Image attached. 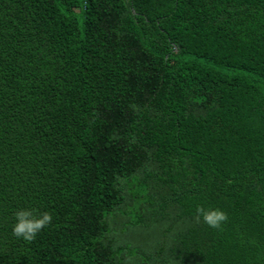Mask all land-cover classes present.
<instances>
[{"label":"trees","instance_id":"trees-1","mask_svg":"<svg viewBox=\"0 0 264 264\" xmlns=\"http://www.w3.org/2000/svg\"><path fill=\"white\" fill-rule=\"evenodd\" d=\"M0 264H264V0H0Z\"/></svg>","mask_w":264,"mask_h":264},{"label":"clouds","instance_id":"clouds-1","mask_svg":"<svg viewBox=\"0 0 264 264\" xmlns=\"http://www.w3.org/2000/svg\"><path fill=\"white\" fill-rule=\"evenodd\" d=\"M196 218L210 227L218 228L227 219V214L219 207L198 205L195 209ZM12 233L25 240H33L36 235L48 226L53 215L50 210L40 211L31 206L19 207L13 212Z\"/></svg>","mask_w":264,"mask_h":264}]
</instances>
